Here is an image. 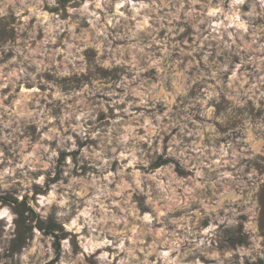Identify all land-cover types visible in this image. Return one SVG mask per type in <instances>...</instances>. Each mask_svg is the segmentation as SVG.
I'll use <instances>...</instances> for the list:
<instances>
[{
    "label": "rangeland",
    "instance_id": "obj_1",
    "mask_svg": "<svg viewBox=\"0 0 264 264\" xmlns=\"http://www.w3.org/2000/svg\"><path fill=\"white\" fill-rule=\"evenodd\" d=\"M262 193L264 0H0V264H258Z\"/></svg>",
    "mask_w": 264,
    "mask_h": 264
},
{
    "label": "trees",
    "instance_id": "obj_2",
    "mask_svg": "<svg viewBox=\"0 0 264 264\" xmlns=\"http://www.w3.org/2000/svg\"><path fill=\"white\" fill-rule=\"evenodd\" d=\"M62 155H64V154H62ZM172 160L173 159H171V158H162V157H160L157 160L156 164H157V166H160V165L166 164V163H168V162H170ZM178 169L180 170V172H183V170L179 166H178ZM261 203H262L261 227H262V230L264 231V194L263 193H262V196H261ZM61 228H62V226H61ZM237 240H238V243L244 242L245 241V237L242 236V235H240L239 237H237ZM47 264H51V262L50 263H47ZM258 264H264L263 260H260L258 262Z\"/></svg>",
    "mask_w": 264,
    "mask_h": 264
}]
</instances>
